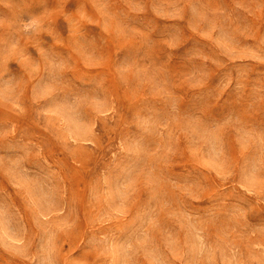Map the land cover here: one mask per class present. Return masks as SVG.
<instances>
[{
	"label": "rangeland",
	"instance_id": "374dc122",
	"mask_svg": "<svg viewBox=\"0 0 264 264\" xmlns=\"http://www.w3.org/2000/svg\"><path fill=\"white\" fill-rule=\"evenodd\" d=\"M0 264H264V0H0Z\"/></svg>",
	"mask_w": 264,
	"mask_h": 264
}]
</instances>
